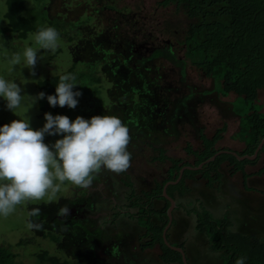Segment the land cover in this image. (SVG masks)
Returning <instances> with one entry per match:
<instances>
[{"label": "rangeland", "instance_id": "1", "mask_svg": "<svg viewBox=\"0 0 264 264\" xmlns=\"http://www.w3.org/2000/svg\"><path fill=\"white\" fill-rule=\"evenodd\" d=\"M161 3L162 0H44L37 6L28 3V12L41 7L47 18L68 24L71 30L67 37H72L71 41L58 38L55 51L40 50L39 60L32 70L34 75L22 64L14 67L6 59L30 45L32 36L20 41L16 34L0 33V76L20 84L24 97L16 114L7 110L0 100V126L22 118L29 119L35 130L43 126L45 113H51L65 115L70 121L77 116L85 119L96 115L116 116L129 130L131 160L129 168L124 171L128 178L121 173L100 170L87 189L70 187L58 193L53 202L33 201L17 206L7 217H0V244L8 243L11 251L20 255L23 264L38 263L37 255L44 251L69 264H123L130 255H126V247L118 248L127 239L124 237L125 226H131L126 231L133 242H137L138 235L144 232L128 215L122 220L121 214L116 212L115 207L122 203L119 200L121 189H128L124 182H132L138 192L149 191L155 181L163 179L166 171L165 165L151 162L156 153L148 143L162 146L170 150L169 154L179 157L184 155L181 147L185 142L191 141L195 147L199 146L197 129L208 120L212 121L208 125V135L213 133L216 124L212 108L220 104L216 93L212 92V80L204 78L189 64L182 76L178 67L163 58L139 63L156 48L168 44L179 56L183 54L178 41L183 37L185 17L177 13L174 6L164 7ZM5 11V2L0 0V28L6 24ZM73 64H77L76 73L90 71L100 78L99 84L81 91L77 107L42 111L41 99L33 104L32 97L41 93L37 84L67 72ZM121 64L124 66L122 71L129 74L127 83V77H121L124 78L121 80L117 77ZM188 95L190 97L186 100ZM138 129L136 137L134 131ZM60 138L46 135L44 142L54 143ZM238 182L240 177H235L233 183ZM230 187L235 188L233 184H229V190ZM195 188L191 194L193 200L201 195L202 185ZM232 198L231 201H237L236 223L230 224L238 225V230L244 234L264 235V197L259 203L252 204L251 208L256 207L255 212L251 210L247 197ZM65 205L69 208V215L77 210L80 216L75 217L76 221L57 215L58 208ZM36 207L40 209L39 215L29 217V210ZM196 209L209 211L206 203L200 201ZM29 219L39 222L41 228L28 229L26 222ZM109 220L114 221L119 229L111 226ZM95 223L105 232L92 231ZM104 233L113 235L110 242L117 245L113 243L102 248L100 235ZM155 255L151 257L154 259Z\"/></svg>", "mask_w": 264, "mask_h": 264}, {"label": "trees", "instance_id": "2", "mask_svg": "<svg viewBox=\"0 0 264 264\" xmlns=\"http://www.w3.org/2000/svg\"><path fill=\"white\" fill-rule=\"evenodd\" d=\"M43 1L4 0L6 11L3 17L6 24L0 28V33L16 34L19 40L23 41L32 36L38 28L52 26L58 32V38L71 41L72 37H67L71 28L64 21L47 18L45 11H41V7L28 12V3L37 6ZM161 5L174 6L176 12L185 17L183 37L178 41L183 54L179 56L168 44L156 48L148 58L140 59L139 63L145 64L150 60L163 58L178 67L182 76L185 75L189 64L204 78L214 82V92L220 97L237 95L241 107L235 105V112L242 117L238 137L246 144L245 150L240 155H253L264 138V114L260 113L256 106L259 93L264 92V0H162ZM76 65L73 64L65 72L76 74L78 85L73 89L74 91L81 92L88 88L87 86L100 83V78L90 71L76 73ZM119 67L117 77L120 80L127 77L126 83L129 82V74L122 71L123 64ZM59 76L49 77L37 84L40 92L45 93V99L40 100L42 111L60 109L59 106H49L46 100L47 95L54 94ZM132 91L130 90L129 93ZM189 97L185 99L188 100ZM224 131L225 128L218 129L215 135L209 138L201 128L199 130L201 147L194 150L191 145H188L186 154L189 159L187 160L172 158L167 155L164 147L148 143V146L156 153L152 156L151 162L166 166L164 178L156 181L151 190L141 192H138L129 180L124 182L129 189V192L126 191L128 197L124 208L129 211L134 210V213L129 212L128 216L138 218L139 225L145 229V234L141 238L143 241L141 250L152 249L158 245L164 262L183 263L182 255L164 243L163 234L169 223L167 211L170 202L163 196V190L167 183L177 181L183 167H198L213 157L218 152L216 144L222 138ZM135 136L137 137V133ZM261 153L264 154V147ZM258 159L239 161L233 155L222 154L202 169L186 170L180 182L168 187L167 194L173 199L182 198L190 192L188 181L198 178L207 180L208 186H214L221 182L223 164L227 163L231 167L229 173L234 175L237 172H243L247 165H256ZM121 174L125 176L124 172ZM155 200L164 202L163 207L155 208ZM194 212L197 216V230L207 234L213 251L221 253L222 264H234L239 256L247 258L246 264H264L263 241L257 237L232 232L228 218L215 219L205 209ZM10 247L8 243L0 244V264H23L20 255L11 251ZM37 257L40 261L34 264H69L68 261H62L59 257L49 256L47 251Z\"/></svg>", "mask_w": 264, "mask_h": 264}, {"label": "clouds", "instance_id": "3", "mask_svg": "<svg viewBox=\"0 0 264 264\" xmlns=\"http://www.w3.org/2000/svg\"><path fill=\"white\" fill-rule=\"evenodd\" d=\"M58 32L52 26L40 27L32 35V43L6 58L12 65H23L32 71L39 60L40 50L55 51ZM76 77L68 72L58 77L55 92L47 95L49 106L75 109L80 91ZM22 88L15 80L0 76V100L4 107L16 114L23 102ZM45 99L41 92L32 97L33 104ZM44 124L38 129L29 119L12 120L0 126V217H7L17 206L33 201L53 202L57 194L68 188L87 189L100 170L120 174L130 166L128 127L116 116L96 115L89 119L77 116L45 113ZM60 136L46 144L45 136ZM38 207L29 210V217L39 215ZM68 206L58 208L57 215L66 217ZM41 224L32 219L28 229L39 230ZM239 256L234 264H246Z\"/></svg>", "mask_w": 264, "mask_h": 264}, {"label": "crops", "instance_id": "4", "mask_svg": "<svg viewBox=\"0 0 264 264\" xmlns=\"http://www.w3.org/2000/svg\"><path fill=\"white\" fill-rule=\"evenodd\" d=\"M214 89L215 86L213 82L212 92H214ZM216 96L218 99V103L220 105L215 107L214 109L212 108V111L215 113L213 114V119L216 124L213 133H211V135H208L210 133V131L208 132V128L210 127L208 125L212 123L211 120H208L203 125L198 127L197 129L198 140L200 141L199 130L201 128L204 129V133L209 138L214 136L218 129L225 128V131L222 134V138L216 144V148L218 149L217 153L222 152V154L233 155L232 154L233 152L241 156L240 153L243 150H245L246 144L238 137L240 131V124L242 122V117L235 112V105L241 107L239 98L235 94H230L227 97H220L216 93ZM256 106L258 107L259 112L264 114V92L259 93V98L256 102ZM172 134H174V132H172ZM188 145H191L194 150H198L201 147V141L198 147H195V145H193L191 141L185 142V145L181 147V150L183 151L184 155H180L179 157L173 156L169 154L170 150L168 149H167V155L175 159L187 160L189 159L186 154V149ZM262 149L258 152L257 158L255 159L257 160L259 158L256 165L254 166L247 165L245 166L243 172H237L236 174L231 175L229 173L231 167H229V165L225 163L222 166L221 172L223 173V177L219 184H216L214 186H208L207 184L208 181L201 178L188 181L190 192L185 196H183L182 198L177 197L176 199H174L176 202V208L173 211V221L167 232V239L175 247L181 248L180 247L181 245L184 246L182 247V249L185 251L188 264H222L221 253L217 251H213L211 248V242L207 234L197 230V216L194 211L198 209V208L196 209V206L199 203V201L202 203L205 202L209 210L208 212H210L215 217V219L221 220L228 218L229 222L236 223L234 212L237 208V201H231L233 199L232 197L239 198L242 195L244 197H247L249 199L250 208L253 206L252 204L259 203L260 199L264 197V154L261 153ZM245 156H249V155H245ZM250 161H254V160H250ZM235 177H240V182H238L239 184L233 183V179ZM229 184H233L235 188L232 189L230 187L229 190ZM200 185H202V189H201L202 192L200 191L201 195L197 196V198L193 200L191 194L194 192V189H196L195 187ZM126 191L129 192V189H126ZM126 191H123V189H121V194H120L121 196L119 200L122 203L117 204V206L115 207L117 209L116 212L118 214H121L122 220L124 219V216H127L129 214V212L134 213V210L129 211L128 209L124 208L127 205V197H128ZM205 193L208 194V196H204ZM115 204L116 203H114V205ZM163 205L164 202L160 200L157 201L155 200V205H154L155 208L160 209L161 207H163ZM209 207L211 208V210L209 209ZM251 210L253 212L257 211L256 207L251 208ZM117 216L118 215H115V217ZM129 218L134 220L136 222L135 224L139 228L144 229L142 226L139 225L138 218L136 217L131 218L130 216ZM95 224L96 226L94 228L89 226L92 228V231L93 229L104 231L101 226H98L97 223ZM110 225L114 226V228L116 227L115 228L116 230L119 229V227L115 225L114 221H110ZM130 227L125 226L124 237H126L127 239L123 244L118 245L119 249L122 246L126 247L128 252V254L126 255H129L130 253L128 257L129 259L124 261L123 264H167L161 259L162 252L158 245L152 249L141 250L140 246L143 243V241H141V238L145 234V229L143 233L138 235L137 242H133L129 240L130 235L127 231L131 229ZM230 229L234 233H238L243 236L257 237L259 240L264 242V235L262 234H256L254 232L249 234H244L238 230V225L234 227L232 226V224L230 226ZM100 238H102L103 241L102 243H100V246L102 248L105 245L111 246L113 243H114L113 245H117V243L114 241H112V244L110 242L111 239H113V235H107L106 233H104L103 235H100ZM107 238H110V240H107ZM153 255H155L156 258L153 259L151 257ZM113 258H115V260H119V257L117 256H113ZM123 259H126V257H124ZM173 264H178V263H173Z\"/></svg>", "mask_w": 264, "mask_h": 264}, {"label": "water", "instance_id": "5", "mask_svg": "<svg viewBox=\"0 0 264 264\" xmlns=\"http://www.w3.org/2000/svg\"><path fill=\"white\" fill-rule=\"evenodd\" d=\"M264 146V139L262 140V142L259 144V147L256 151V153L252 156H239L237 153H233L232 154L240 161H243V160H255L257 158V155H258V152L262 149V147ZM222 154V152H219L217 154H215L213 157H211L210 159H208L206 162L202 163L200 166L198 167H192V166H185L181 169L180 171V176L178 177L177 181H174V182H169L165 185L164 187V190H163V195L164 197L170 202V207L167 211L168 213V217H169V223L167 225V227L165 228V231H164V234H163V239H164V243L171 249L179 252L181 255H182V259H183V263L184 264H188L187 262V257H186V254H185V251L182 249V248H179V247H175L173 246L167 239V232L172 224V221H173V211L175 210L176 208V202L173 198H171L168 194H167V189L170 185H174V184H177L178 182L181 181L182 179V176L185 172V170H199V169H202L205 165L213 162L216 160V158Z\"/></svg>", "mask_w": 264, "mask_h": 264}, {"label": "flooded vegetation", "instance_id": "6", "mask_svg": "<svg viewBox=\"0 0 264 264\" xmlns=\"http://www.w3.org/2000/svg\"><path fill=\"white\" fill-rule=\"evenodd\" d=\"M139 131V129L138 130H136V131H134V133L136 134L137 132ZM140 133H142L141 131H140ZM81 190V189H80ZM89 192V191H88ZM72 213L69 215V216H66V218L68 219V220H71V221H76V219H75V217L77 216H80L79 214H78V212H77V210H76V212L75 211H71ZM70 213V212H69ZM77 213V214H76ZM82 220H83V217H82Z\"/></svg>", "mask_w": 264, "mask_h": 264}]
</instances>
